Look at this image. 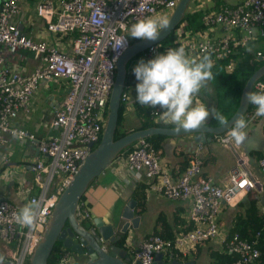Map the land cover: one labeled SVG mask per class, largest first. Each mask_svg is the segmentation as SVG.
I'll return each mask as SVG.
<instances>
[{
    "label": "built area",
    "instance_id": "2783aa9c",
    "mask_svg": "<svg viewBox=\"0 0 264 264\" xmlns=\"http://www.w3.org/2000/svg\"><path fill=\"white\" fill-rule=\"evenodd\" d=\"M37 1V15L54 19L47 27L48 32L56 38H70V49L62 51L46 42H33L27 38L14 24L19 13L18 0H0V51L6 48L14 54L26 50L40 61L29 75L0 69V148L6 142V135H11L19 141L33 142L42 157L31 167L37 192L27 201L38 199L43 205L39 227L32 231L18 226L14 214L21 207L0 200V240L10 248V264H30L29 259L60 194L98 144L105 123L103 115L114 85L116 64L130 45L131 25L158 13L171 15L180 0ZM201 22L205 30L191 37L183 34L182 28L176 29L175 44L177 48L184 47L193 59L210 54L214 63L231 56L249 41L264 38V0H239L235 5H220L204 11ZM215 27L222 30V37L211 38L205 33ZM124 38L126 46L118 47ZM158 54L163 53L155 46L147 50L145 57L154 58ZM255 56L264 60V52H256ZM225 69L232 72L234 64L229 63ZM59 78L67 80L69 88L61 108L52 118L53 134L37 140L26 130L10 125L20 113L29 114L31 98L41 82ZM253 92H264V82H256ZM128 97V93L123 92L121 103L126 104ZM160 111L159 108L151 109L153 121L174 126L161 119ZM255 111L246 116L247 125L256 117ZM229 132L218 141L236 154V164L217 180L202 174L201 146L194 151L186 169L172 178L161 166V156L150 143L142 139L132 145V151L123 160L133 170L145 173L149 180L148 191L170 200L192 202L187 214L192 229L175 235L172 240L157 235L146 237L130 253L133 263L153 264L159 254L185 258L197 245L214 238H219L225 250L236 257L231 264H256L264 259V252L258 248L261 230L252 242L243 240L237 233L229 238L220 237L217 216L223 207L253 189H260L246 161L237 154ZM258 167L264 175V157L258 161ZM55 177L59 179L57 184ZM79 211L91 222L89 209L83 202L78 205L77 213ZM64 259L65 256L62 261Z\"/></svg>",
    "mask_w": 264,
    "mask_h": 264
},
{
    "label": "crops",
    "instance_id": "0c3cea01",
    "mask_svg": "<svg viewBox=\"0 0 264 264\" xmlns=\"http://www.w3.org/2000/svg\"><path fill=\"white\" fill-rule=\"evenodd\" d=\"M18 4L19 13L14 18V24L27 38L33 42H46L62 51H69L70 38H56L47 30L54 19L42 18L37 15L39 1L18 0ZM209 7H212L211 4L199 5V10L211 9ZM158 15L164 14L158 13ZM205 33L211 38L223 36L219 27L206 30ZM185 35L194 36L188 33ZM260 39L264 41V38L261 37L253 40L251 51H255V53L264 52V49L259 45ZM167 50L161 52L165 53ZM0 57L2 60L0 69L8 68L20 75H29L40 65L39 59L26 50H19L17 53L11 54L6 48H2ZM132 66L135 67L136 65ZM68 88L69 82L62 78L41 82L31 98L29 114L20 113L14 120L10 121V125L26 130L37 140L49 137L53 134V129L50 126L52 118L54 113L61 108ZM201 94L204 99H198L199 103L205 104L209 109L215 107V92L210 82L206 88L201 90ZM124 105L126 129L129 132L139 130L140 124L135 115L134 100L129 98ZM246 116H251V113ZM246 116L244 117L245 120H247ZM207 123L209 122L207 121ZM261 128H264V118L256 116L249 122L246 129L247 141L240 145L233 141L237 154L246 161L248 169L258 181L260 189H253L241 196L239 200L223 207L217 216L220 237L229 238L232 236L231 232L237 217L239 215L244 216L251 204H256L257 208L264 214V204L260 203V199L264 197V175L258 167V161L264 157V136L260 134ZM219 137L204 134L203 139L205 141L211 138V142H206L204 145L196 144L193 135L167 137L160 153V164L172 178H176L186 169L187 159L192 158L196 148L199 146L203 148L206 145L208 152L204 157L201 155L203 160L202 174L217 180L232 170L236 164V154L230 148L222 146L218 141ZM41 159L42 157L33 142L29 140L19 141L11 135H6V142L0 148V200H7L14 205L23 207L28 198L37 192L31 167L37 160ZM123 159L124 157L120 156L114 160L99 176L100 180L96 183L93 182L94 184L92 183L86 190L85 202L88 205L92 220L89 222L81 217V223L90 226L94 219H101L104 224H113L115 220L119 236L126 235L124 247H121L130 253L136 250L146 237L152 235L156 228L159 230L163 228L165 235L170 233L173 237L183 233L189 226L187 214L192 202L170 200L156 192L145 190L144 210L139 214L133 193L138 184L148 185L149 180L143 171L133 170L127 166ZM4 160L7 161L4 162ZM131 201L136 203L133 208V217L139 218V222H130L129 225L127 222L124 225L125 221L122 219V214ZM159 219L160 222L157 223ZM124 226H126V231L121 233L120 230ZM197 250L199 253L196 259L192 258L194 251L187 258L173 259L180 262H192L193 264H210L212 261L209 258V253H223L225 248L219 238H214L197 246ZM9 251L10 248L0 240V255L5 257V264H10Z\"/></svg>",
    "mask_w": 264,
    "mask_h": 264
},
{
    "label": "water",
    "instance_id": "95a60500",
    "mask_svg": "<svg viewBox=\"0 0 264 264\" xmlns=\"http://www.w3.org/2000/svg\"><path fill=\"white\" fill-rule=\"evenodd\" d=\"M192 0H180L170 17V25L162 30L157 41L140 40L132 43L123 52L116 64L114 85L108 100L107 116L104 123L100 142L85 159L78 172L73 176L70 183L60 194L52 213L41 233L40 240L35 247L30 259V264H47L48 258L57 242H61L66 251L65 259L60 264H140L134 262L130 252L119 245L121 237L116 230V221L113 224H104L101 219H94L90 226L84 225L78 219V205L87 188L93 181L102 175L104 171L120 157L121 152L142 139L154 136L180 137L193 135L196 144L211 142L206 141L204 134L222 136L231 130L235 119L244 118L247 114L249 104L245 93L253 91V85L264 77V66L255 71L247 80L239 101V105L232 116L228 119L226 126H207L197 130L176 132L174 127H151L129 132L118 140H114L118 122V111L121 105V96L125 89V81L128 73L127 64L139 54L162 43L180 25L185 13L188 11ZM257 28L254 32L257 33ZM261 60V59H260ZM198 99H204L199 94ZM90 147H92L90 145ZM207 146H203L201 155L206 156ZM264 204V197L260 199ZM136 205L131 201L122 214L125 224L139 222V218L133 217V208ZM121 233L126 231V226ZM153 264H193L192 262H180L173 258H167L159 254L155 257Z\"/></svg>",
    "mask_w": 264,
    "mask_h": 264
},
{
    "label": "clouds",
    "instance_id": "9594fccd",
    "mask_svg": "<svg viewBox=\"0 0 264 264\" xmlns=\"http://www.w3.org/2000/svg\"><path fill=\"white\" fill-rule=\"evenodd\" d=\"M169 25L166 15L149 16L132 24L128 36L157 41L162 30ZM122 46H126L125 38L118 47ZM213 66L209 54L192 59L184 47L169 48L147 61L141 59L133 68L138 81L135 86L136 101L141 106L159 108L161 119L174 125L176 132L205 127L210 116L219 125L226 126L229 121L224 114L215 107L209 109L196 99L208 82L216 79L212 72ZM244 98L248 104L255 106L256 116L264 117V92L249 91ZM247 126V121L242 117L235 119L229 135L237 145L247 141ZM260 134L264 136V128L260 129ZM42 207L38 199L29 201L14 214L15 223L34 231L39 227ZM0 264H5L3 255H0Z\"/></svg>",
    "mask_w": 264,
    "mask_h": 264
},
{
    "label": "trees",
    "instance_id": "16d2710c",
    "mask_svg": "<svg viewBox=\"0 0 264 264\" xmlns=\"http://www.w3.org/2000/svg\"><path fill=\"white\" fill-rule=\"evenodd\" d=\"M218 6L220 5H216L214 8H217ZM203 12H204L203 10H196L194 12L187 11L180 25L176 29L182 28V33L183 34L188 33L189 35H194L196 32L204 31L205 28L201 22ZM175 31H173L168 36V38L165 39L162 43L156 46V48L160 52L165 51L166 49L169 48H173V49L177 48V45L175 44V40H176ZM135 42L138 41L134 40L132 43ZM253 43H254L253 41H249L243 47H239L231 56L224 58L222 60H215L213 63L214 66L212 72L216 77V79L210 81V85L212 86L215 92V108H217L222 114H224L227 119H229L237 109L242 90L247 80L251 77V75L255 71H257L262 66H264V60L262 61L259 60V58L255 56V51L253 52L249 50L252 48ZM146 53L147 51L139 54L127 64L128 73L126 76L124 93H128L129 98L134 100L135 115L140 124L138 128L139 130L147 129L151 127H166V128L174 127V126H168L154 122L151 116L152 108L141 106L136 101L135 86L138 83V81L136 80L133 72L134 67L132 66V62L134 60H141V59L145 61L148 60L145 58ZM210 57L211 59L213 58L212 55H210ZM231 62L234 64V69L232 70V72L228 73L225 68ZM260 81L264 82V77H262ZM107 107H108V103H107ZM107 107L103 115L105 121L108 112ZM254 109L255 106L249 104L246 115L252 113ZM125 111H126L125 105L124 103H121L118 111V122H117V128H116L114 140H118L129 133L125 125L126 122ZM208 122L212 126L215 127L220 126L212 116L209 117ZM101 137L102 134L99 138V142L101 140ZM166 139L167 137L165 136H154L151 138H147L145 140L152 145V147L157 153L160 154L164 141ZM132 149L133 146L131 145L128 148L124 149L121 152L120 156L126 157L132 151ZM190 159L191 157L187 159L188 164ZM148 187H149V183L148 185L138 184L134 190L133 199L137 203L139 214L142 213V211L144 210L145 190H147ZM80 202L81 203L83 202L85 204V207L88 209V205L85 202V195L81 198ZM81 214L82 212L79 211L78 219L80 221L82 217ZM159 222L160 219L158 220L157 223ZM191 229L192 227L189 225L183 232H187ZM260 230H261V237L260 239H258L259 241L258 248L264 252V214L257 208L256 204L253 203L250 205V207H248L244 216L239 215L237 217L234 228L231 233L232 234L237 233L243 240L252 242L256 239V233L259 232ZM152 235L160 236L164 240L173 239V235H171L170 233L167 235L163 233V228H161V230L156 228ZM125 236L126 235H123L121 237V240L119 242L120 246L124 247ZM194 252L192 253L193 256L192 258L196 259L199 253L197 247ZM65 253L66 251L63 249L61 242H57L48 258L47 264H60L62 259L66 255ZM180 258L182 257L180 256ZM185 258H187V256ZM209 258L212 261L210 264H231L236 257L232 254H229L225 250L223 253L211 252L209 253ZM258 264H264V259L260 260Z\"/></svg>",
    "mask_w": 264,
    "mask_h": 264
},
{
    "label": "rangeland",
    "instance_id": "374dc122",
    "mask_svg": "<svg viewBox=\"0 0 264 264\" xmlns=\"http://www.w3.org/2000/svg\"><path fill=\"white\" fill-rule=\"evenodd\" d=\"M238 1H239V0H192L191 3L189 4L188 11H189V12H194V11H196V10H199V5H204V6H206V4H211L212 7H209V8L214 9V7H215L216 5H235ZM211 9H207V10H205V11H208V10H211ZM167 17L169 18L170 15L167 16ZM128 35H129V34H128ZM128 38H129V42H130V44H132V42H133L134 40H137V41L140 40V39L132 38V37H130V36H128ZM260 40H261V41H260L259 45L261 46V48L264 49V41H262V39H260ZM145 58H146V57H145ZM146 59L149 60V59H152V58H146ZM139 61H140V60H134V61L132 62V65H137V63H138ZM146 61H147V60H146ZM98 180H100V177H97L93 182L96 183V182H98ZM58 181H59V179H58L57 177H55V179H54V183L57 184ZM94 183H93V184H94ZM87 189H88V188H87Z\"/></svg>",
    "mask_w": 264,
    "mask_h": 264
}]
</instances>
